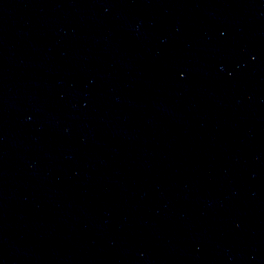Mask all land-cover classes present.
Here are the masks:
<instances>
[{"label": "water", "instance_id": "water-1", "mask_svg": "<svg viewBox=\"0 0 264 264\" xmlns=\"http://www.w3.org/2000/svg\"><path fill=\"white\" fill-rule=\"evenodd\" d=\"M0 264H264V0H0Z\"/></svg>", "mask_w": 264, "mask_h": 264}]
</instances>
